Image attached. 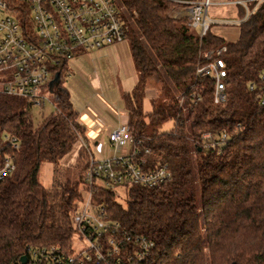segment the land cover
Returning <instances> with one entry per match:
<instances>
[{"label":"trees","instance_id":"1","mask_svg":"<svg viewBox=\"0 0 264 264\" xmlns=\"http://www.w3.org/2000/svg\"><path fill=\"white\" fill-rule=\"evenodd\" d=\"M138 82L123 94L134 135L151 137L143 154L148 165H167L170 180L160 189L138 186L121 192L101 189L94 199L108 216L155 243L147 264H264V105L259 77L264 71V1L240 26L236 41L210 30L200 39L185 18L170 11L169 0H120ZM25 14V13H24ZM27 16V12H26ZM239 16H244L239 9ZM227 47V99L214 102L212 80L196 76L202 53ZM63 60L54 69L62 91L55 90L56 111L40 125L23 98L0 93V131L17 138L15 172L0 183V264H19L29 250H71L76 231L72 216L85 188L89 165L87 129L79 121L63 86L70 71ZM256 84L250 91L249 84ZM158 96L144 112L150 85ZM50 91V86H47ZM202 100L195 104L194 97ZM183 98V106L180 100ZM175 124L170 132L163 130ZM177 132L174 133V131ZM223 132L228 141L206 148L203 135ZM83 141L75 169L78 178H58L57 170L73 146ZM54 165L53 182L42 184L41 168Z\"/></svg>","mask_w":264,"mask_h":264},{"label":"built area","instance_id":"2","mask_svg":"<svg viewBox=\"0 0 264 264\" xmlns=\"http://www.w3.org/2000/svg\"><path fill=\"white\" fill-rule=\"evenodd\" d=\"M169 1L180 5L170 11V16L185 18L203 39L211 30L213 21L208 10L212 5H234L243 9V17L225 22L241 26L264 0ZM123 13L125 6L120 0H0V93L23 98L33 108H45L49 100L47 86L55 78L54 69L63 60L71 61L84 52L125 43L128 36ZM226 51L227 47L223 46L202 53L203 64L196 71L198 79L213 81L216 104L225 103L227 99ZM259 81L263 91L261 103L264 105V71ZM255 88L256 84H249L250 91ZM201 100L200 95L193 99L195 104ZM0 133L4 134L0 137L1 183L16 170L13 157L6 150H17L19 142L8 132ZM146 139L150 141L151 137L133 134L129 120L120 121L110 131L105 143L110 147L109 156L99 152L101 157L98 159L90 149L86 185L72 216L76 235L71 250L32 248L26 264L148 263L154 255L155 243L110 218L106 206L94 199L95 193L101 189L111 192H118L117 188L127 191L134 186L160 189L170 180L171 172L167 165H148L143 156L151 153L144 146ZM227 141L226 132L217 138L207 133L203 135L202 144L208 149H218ZM76 244L80 246L79 251L74 249Z\"/></svg>","mask_w":264,"mask_h":264},{"label":"rangeland","instance_id":"3","mask_svg":"<svg viewBox=\"0 0 264 264\" xmlns=\"http://www.w3.org/2000/svg\"><path fill=\"white\" fill-rule=\"evenodd\" d=\"M118 4L120 5L119 2ZM123 15H126V13H123ZM208 16L213 21L211 24V32L213 34L225 39L228 42H234L238 39L240 34V26L233 23H225L228 21L238 20V6L212 5L208 10ZM196 32L198 31L196 30ZM129 42L130 39L129 37H127L125 44H129ZM107 52L108 51H87L80 54L75 59L70 61V71L63 77V86L65 89L71 92V101L76 111L80 114H83V112L88 109L98 112L100 115H102L103 118L105 116L109 117L108 115L110 114L105 111L107 107H112V105L121 106L122 104V100L119 95L120 92L117 89L118 82L120 81L122 83V87L120 90L121 92L131 90L135 83L136 77L133 72L128 74L124 71L125 73H123L122 71H120L119 65L112 62L110 58L100 57L102 54ZM98 75L106 78L109 82H111V86H109V84L104 85V90L102 94L99 95L97 94V87L94 81V78ZM148 90H150L151 92V98L150 100L147 98V100L145 101V109H148L152 101L158 96L157 89L153 84L150 85ZM47 95L49 97V100L47 101L46 107L43 109H33V120L36 125H40L45 118L56 111V106L54 105V94L51 91H48ZM97 108L100 110L98 111ZM122 109V111H124V108ZM174 127L175 124L173 122H169L163 128V130L171 132ZM175 132H177V130H175L174 133ZM3 136L4 134L0 133V137L2 138ZM105 138L106 139L104 140V143L101 141L99 142L98 146L93 145V141L91 142V140H89L88 148L91 149V153L94 154V156L98 159L101 157L99 152H102L103 156L110 155V147L105 144L108 140L107 135L105 136ZM83 146H86L85 143L83 144L81 141L77 142L73 146L72 150L63 158L60 167L57 170L58 178H70L71 180H76L78 178V172L75 169V166L77 164L79 151L81 148H83ZM49 164L46 163L41 168L42 179H44L45 176L49 173ZM50 169L52 171L53 182L54 165L50 167ZM117 191L121 192L119 196H122V201L125 202L127 198L124 193H122L123 189L117 188ZM79 247L80 246L76 244L74 246L75 251H79Z\"/></svg>","mask_w":264,"mask_h":264},{"label":"crops","instance_id":"4","mask_svg":"<svg viewBox=\"0 0 264 264\" xmlns=\"http://www.w3.org/2000/svg\"><path fill=\"white\" fill-rule=\"evenodd\" d=\"M94 51H108L107 53H109V54L104 53L100 57L110 58V60L112 62L119 65L120 71H122L123 73L126 72L128 74L133 72V74L136 77V80H135V83H134L132 89L128 90V91L121 92L120 90L122 87V83L120 81L118 82L117 89L120 92L119 95H120V98L122 100V104H121V106H118V105L114 106L111 104L112 107H107V109L105 111L110 114V115H108L109 117L105 116L103 118L102 115H100L98 112L91 111L88 109H86L83 112V114H80L79 112L76 111L79 114L80 123L83 126H85L87 129L88 140H91V142L93 141V143H94L93 145L98 146L99 142L102 141L104 143V140L106 139L105 136L107 135V138H108L110 131L113 128H115L119 124L120 121H127L129 119L128 113L125 111V104L123 102L122 97H123L124 93L132 92V90L134 89L135 85L138 82V74L136 73V70H135L136 68H135L134 62H133L132 57H131V51H130L129 44L123 43L120 45L109 46V47H106V48H103L100 50H94ZM94 81H95V85L97 87V94L98 95L102 94V92L104 90V85L109 84V86H111V82H109L106 78H104L100 75L96 76L94 78ZM126 81H127V79H126ZM69 93L71 95V100H72V94L70 91H69ZM147 98L149 100L151 98L150 90L147 91V95H146V99L144 100V104H145V101L147 100ZM122 108H124V111H122L123 110ZM99 110L100 109H98V111ZM149 111H151V104H150L148 109L144 108V112L147 113ZM47 164H49V163H47ZM51 165L52 164H49L50 167L53 166V165L52 166ZM50 167H48L49 173L45 176L44 179H42L40 176L42 184H44L46 187H49L52 184V171H51Z\"/></svg>","mask_w":264,"mask_h":264},{"label":"water","instance_id":"5","mask_svg":"<svg viewBox=\"0 0 264 264\" xmlns=\"http://www.w3.org/2000/svg\"><path fill=\"white\" fill-rule=\"evenodd\" d=\"M60 84H61V78H60V74L57 73L55 75V78L51 81L50 83V91L53 93L55 90H59V91H62V87H60ZM21 263L22 264H26L27 263V257L26 256H23L21 258Z\"/></svg>","mask_w":264,"mask_h":264}]
</instances>
